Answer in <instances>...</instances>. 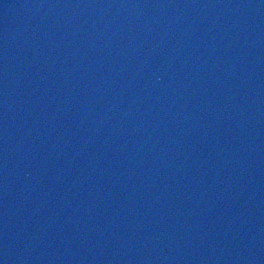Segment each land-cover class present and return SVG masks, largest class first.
Listing matches in <instances>:
<instances>
[{"label": "water", "instance_id": "water-1", "mask_svg": "<svg viewBox=\"0 0 264 264\" xmlns=\"http://www.w3.org/2000/svg\"><path fill=\"white\" fill-rule=\"evenodd\" d=\"M0 264H264V0H0Z\"/></svg>", "mask_w": 264, "mask_h": 264}]
</instances>
